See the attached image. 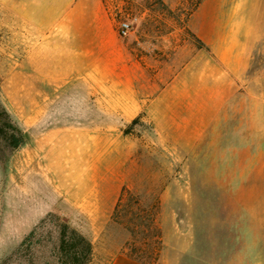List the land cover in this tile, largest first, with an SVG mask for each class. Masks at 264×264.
I'll return each mask as SVG.
<instances>
[{"label": "rangeland", "instance_id": "rangeland-1", "mask_svg": "<svg viewBox=\"0 0 264 264\" xmlns=\"http://www.w3.org/2000/svg\"><path fill=\"white\" fill-rule=\"evenodd\" d=\"M76 1L0 0V106L28 134L23 146L0 149V264L45 261L50 244L34 245L24 257L16 252L48 213L90 239V264H109L117 254L155 262L172 213L187 211L189 202L194 212L205 211V191L213 196L214 189L203 187V157L188 154L184 102L203 73L189 68L190 59L198 50L209 54L201 38L232 25L259 29L250 68L258 71L264 102V0H91L105 36L115 39L114 53L29 58V47L44 38L62 31L75 38L68 27ZM121 21L130 23L126 36L118 33ZM87 23L95 21L89 16ZM165 104L173 118L160 116ZM257 152L244 163L264 160V140Z\"/></svg>", "mask_w": 264, "mask_h": 264}, {"label": "crops", "instance_id": "crops-1", "mask_svg": "<svg viewBox=\"0 0 264 264\" xmlns=\"http://www.w3.org/2000/svg\"><path fill=\"white\" fill-rule=\"evenodd\" d=\"M90 1L77 0L70 11L75 25L68 29L74 39L61 37L64 31L59 32L31 45L28 57L36 59L38 53L43 58L84 60L114 53L115 39L105 36L96 16L98 5L91 6ZM12 3L18 4V0ZM89 16L94 26L86 24ZM200 40L209 47V54L198 50L190 59L189 68L202 67L203 73L199 82L188 88L184 102L188 154L203 157L199 164L203 187L214 189L213 196L205 191L209 206L199 213L189 202L187 211L180 207L172 213V225L163 227V249L155 262L117 254L109 264H264V160L244 163V157L259 151L264 140L258 71L250 68L260 31L254 25L245 31L232 25L223 34ZM163 93L158 94L157 102ZM171 109L165 104L160 116L173 118Z\"/></svg>", "mask_w": 264, "mask_h": 264}, {"label": "trees", "instance_id": "trees-1", "mask_svg": "<svg viewBox=\"0 0 264 264\" xmlns=\"http://www.w3.org/2000/svg\"><path fill=\"white\" fill-rule=\"evenodd\" d=\"M137 121L138 118H135L132 123ZM128 132L125 130V133ZM27 140V132L11 118L4 107L0 106V149L15 150L23 146ZM118 203L117 208L120 205V200ZM148 226L147 228L155 233L153 237L158 242L161 238L159 229L154 226L152 221ZM49 244V254L42 264H90L92 261L93 247L90 239L71 226L62 215L56 213H48L41 218L25 235L16 253L19 257H24L34 245L45 247ZM128 255L145 262L154 261L143 259L134 254ZM9 261V258H5L1 264H9Z\"/></svg>", "mask_w": 264, "mask_h": 264}, {"label": "built area", "instance_id": "built-area-1", "mask_svg": "<svg viewBox=\"0 0 264 264\" xmlns=\"http://www.w3.org/2000/svg\"><path fill=\"white\" fill-rule=\"evenodd\" d=\"M130 30V23L128 21H121L119 23L118 33L120 36H126Z\"/></svg>", "mask_w": 264, "mask_h": 264}]
</instances>
